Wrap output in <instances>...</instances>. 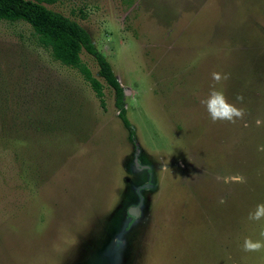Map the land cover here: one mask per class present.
I'll use <instances>...</instances> for the list:
<instances>
[{"label": "rangeland", "instance_id": "374dc122", "mask_svg": "<svg viewBox=\"0 0 264 264\" xmlns=\"http://www.w3.org/2000/svg\"><path fill=\"white\" fill-rule=\"evenodd\" d=\"M45 4L106 55L136 137L91 54L103 102L28 23L0 21V264H264L242 248L264 230L248 219L264 202V0ZM213 72L243 120H211ZM234 173L247 182L215 179Z\"/></svg>", "mask_w": 264, "mask_h": 264}, {"label": "trees", "instance_id": "16d2710c", "mask_svg": "<svg viewBox=\"0 0 264 264\" xmlns=\"http://www.w3.org/2000/svg\"><path fill=\"white\" fill-rule=\"evenodd\" d=\"M56 1L0 0V21L28 23L38 34L41 45L49 49L53 57L63 65L78 69L103 102L102 82L93 76L90 68L82 61L81 54L84 50L91 54L99 66L100 76L114 90L119 117L127 128L130 139L134 140L136 130L127 115L126 89L121 85L106 55L97 48L89 31L76 20L45 4ZM5 105L8 104L0 103V142L7 145L12 136L6 131L9 125L6 118L8 107Z\"/></svg>", "mask_w": 264, "mask_h": 264}, {"label": "clouds", "instance_id": "9594fccd", "mask_svg": "<svg viewBox=\"0 0 264 264\" xmlns=\"http://www.w3.org/2000/svg\"><path fill=\"white\" fill-rule=\"evenodd\" d=\"M229 76L219 72L212 73V80L214 84L211 87L208 95L201 100V103L205 106L211 120L213 122L227 121L235 124L237 120H243L246 115V109L238 106L243 102L244 97L238 95L235 101H230L224 91L223 87H216L221 81H227ZM257 127L264 126V119L256 118L254 121ZM259 151H264V146H261ZM215 179L225 185L231 184H243L246 183V177L240 173L220 175L218 174ZM220 203H225V197L220 198ZM248 219L251 221L264 220V202L259 203L248 214ZM261 239H253L252 237H246L243 241V251L245 252H261L264 251V230L259 233Z\"/></svg>", "mask_w": 264, "mask_h": 264}, {"label": "water", "instance_id": "95a60500", "mask_svg": "<svg viewBox=\"0 0 264 264\" xmlns=\"http://www.w3.org/2000/svg\"><path fill=\"white\" fill-rule=\"evenodd\" d=\"M140 190V188H138V191ZM132 213L136 214L137 210L136 209H131Z\"/></svg>", "mask_w": 264, "mask_h": 264}]
</instances>
